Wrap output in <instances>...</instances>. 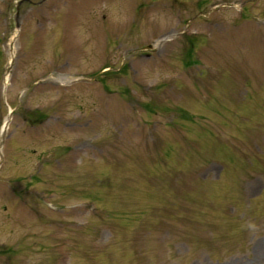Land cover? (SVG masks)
<instances>
[{
    "label": "rangeland",
    "instance_id": "374dc122",
    "mask_svg": "<svg viewBox=\"0 0 264 264\" xmlns=\"http://www.w3.org/2000/svg\"><path fill=\"white\" fill-rule=\"evenodd\" d=\"M17 1L0 264H264V0Z\"/></svg>",
    "mask_w": 264,
    "mask_h": 264
},
{
    "label": "water",
    "instance_id": "95a60500",
    "mask_svg": "<svg viewBox=\"0 0 264 264\" xmlns=\"http://www.w3.org/2000/svg\"><path fill=\"white\" fill-rule=\"evenodd\" d=\"M148 48H149V49H151V46H149ZM9 70H10V69H9V68H7L6 72L8 73V72H9Z\"/></svg>",
    "mask_w": 264,
    "mask_h": 264
}]
</instances>
